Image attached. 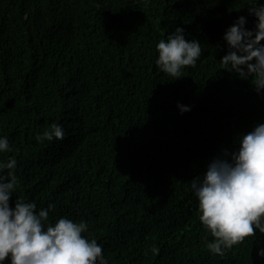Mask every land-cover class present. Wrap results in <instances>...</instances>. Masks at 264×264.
<instances>
[{
  "label": "trees",
  "instance_id": "trees-1",
  "mask_svg": "<svg viewBox=\"0 0 264 264\" xmlns=\"http://www.w3.org/2000/svg\"><path fill=\"white\" fill-rule=\"evenodd\" d=\"M247 2L0 0V135L10 141L0 159L18 162L12 201H52L53 218L85 219L82 234L103 243L108 264H264L254 236L210 252L191 188L264 122L251 77L220 62L226 27L240 14L254 27ZM177 25L202 53L175 78L156 65V44ZM53 122L63 139L43 135Z\"/></svg>",
  "mask_w": 264,
  "mask_h": 264
},
{
  "label": "clouds",
  "instance_id": "clouds-1",
  "mask_svg": "<svg viewBox=\"0 0 264 264\" xmlns=\"http://www.w3.org/2000/svg\"><path fill=\"white\" fill-rule=\"evenodd\" d=\"M248 15L255 17L248 27V16L240 14L223 33L227 51L220 57L223 68L251 77L258 94L264 95V0H248ZM156 65L173 77L182 76L184 66L196 65L201 56L200 40L186 38L177 25L166 39L156 44ZM181 112L191 105L178 101ZM63 125L53 122L43 135L49 140L64 138ZM10 150L6 135H0V152ZM17 159H0V264H108L103 243L88 233L85 219L68 215L53 218L56 204L39 206L35 200L12 196L18 186ZM198 198L199 220L213 239L206 247L223 256L254 236L261 246L257 255L264 257V122L240 134L238 147L223 148L207 164L206 170L191 179ZM153 252L159 249L153 246Z\"/></svg>",
  "mask_w": 264,
  "mask_h": 264
}]
</instances>
